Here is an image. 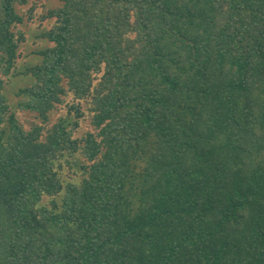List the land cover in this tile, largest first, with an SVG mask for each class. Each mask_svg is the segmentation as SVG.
I'll return each mask as SVG.
<instances>
[{"label":"trees","instance_id":"obj_1","mask_svg":"<svg viewBox=\"0 0 264 264\" xmlns=\"http://www.w3.org/2000/svg\"><path fill=\"white\" fill-rule=\"evenodd\" d=\"M26 2L0 0V264H264V0H62L29 129L4 92Z\"/></svg>","mask_w":264,"mask_h":264},{"label":"rangeland","instance_id":"obj_2","mask_svg":"<svg viewBox=\"0 0 264 264\" xmlns=\"http://www.w3.org/2000/svg\"><path fill=\"white\" fill-rule=\"evenodd\" d=\"M61 5L62 0H27L26 3L16 5V9L23 20L21 23L16 24L15 29L22 30L24 38L19 42V56L16 67L9 77L5 78L4 92L12 111L16 113L19 122L25 129H29L33 124L42 125L44 122L34 112L23 110L18 106V102L22 98L18 95V92L32 81L33 77L28 70L30 67L42 63L44 56L41 51L53 45L50 40L42 37L41 33L47 31L54 24L55 18L44 19L42 17L51 9ZM63 85L68 92L62 96L63 102L56 103L50 111L49 126L58 121L60 117H67L69 126H72L75 120L76 111L71 107L75 98L72 92L68 90L67 79L63 81ZM84 107V116L79 119L78 125L73 129L75 137H82L88 131H96L91 122V113L87 111L85 103ZM43 134L45 135V132ZM65 157L67 160L65 158L60 160L62 166L56 165L61 181L63 184L67 182L80 183L87 174L82 167L83 156L77 152L73 157L67 155ZM58 163L57 161L56 164ZM61 200L62 196L59 194L54 196L44 195L39 205H50L52 201L60 204Z\"/></svg>","mask_w":264,"mask_h":264}]
</instances>
